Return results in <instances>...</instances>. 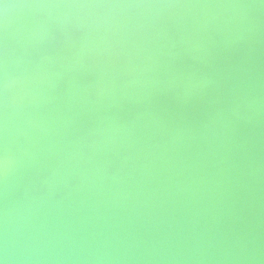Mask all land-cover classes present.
<instances>
[{"label":"bare ground","instance_id":"bare-ground-1","mask_svg":"<svg viewBox=\"0 0 264 264\" xmlns=\"http://www.w3.org/2000/svg\"><path fill=\"white\" fill-rule=\"evenodd\" d=\"M47 263L264 264V0H0V264Z\"/></svg>","mask_w":264,"mask_h":264},{"label":"water","instance_id":"water-1","mask_svg":"<svg viewBox=\"0 0 264 264\" xmlns=\"http://www.w3.org/2000/svg\"><path fill=\"white\" fill-rule=\"evenodd\" d=\"M8 187H9V184L7 185ZM254 194H256V193H254ZM250 195H252V193H251V191L248 193V196H246V195H244V196H242L243 198H245L246 200H248V198H249V196ZM235 210V212H241L242 213V211L241 210H236V208L234 209ZM47 264H52V263H47Z\"/></svg>","mask_w":264,"mask_h":264}]
</instances>
